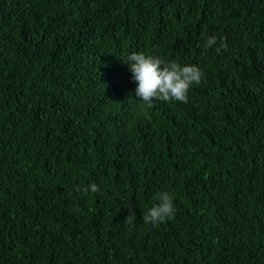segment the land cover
<instances>
[{
	"label": "trees",
	"instance_id": "obj_1",
	"mask_svg": "<svg viewBox=\"0 0 264 264\" xmlns=\"http://www.w3.org/2000/svg\"><path fill=\"white\" fill-rule=\"evenodd\" d=\"M132 52L203 78L148 106ZM0 264H264V0H0Z\"/></svg>",
	"mask_w": 264,
	"mask_h": 264
},
{
	"label": "clouds",
	"instance_id": "obj_2",
	"mask_svg": "<svg viewBox=\"0 0 264 264\" xmlns=\"http://www.w3.org/2000/svg\"><path fill=\"white\" fill-rule=\"evenodd\" d=\"M217 43L216 37H210L205 47L211 48ZM227 44H221L216 51ZM129 65L131 78L136 83L135 96L148 106H152L156 100L180 103L187 102L188 92L193 84H199L203 78L202 70L195 65L181 66L177 62L166 63L159 56L145 54L144 52H132L123 59ZM86 191L98 192V185L93 182ZM159 203L151 207L143 216L145 224L159 225L174 217L176 208L173 204V196L167 191L158 193ZM136 220L134 211H130L124 219V223L131 225Z\"/></svg>",
	"mask_w": 264,
	"mask_h": 264
}]
</instances>
